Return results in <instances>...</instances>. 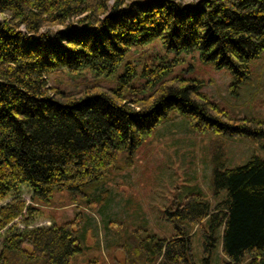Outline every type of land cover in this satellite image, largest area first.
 <instances>
[{
    "label": "trees",
    "instance_id": "obj_1",
    "mask_svg": "<svg viewBox=\"0 0 264 264\" xmlns=\"http://www.w3.org/2000/svg\"><path fill=\"white\" fill-rule=\"evenodd\" d=\"M0 18V264H71L82 250L78 218L32 226L34 201L49 203L57 191L88 198L113 171L133 166L134 151L171 109L191 117L197 133L264 136V117L232 115L197 78H168L179 57L144 66L147 94L134 93L131 62L114 87L93 83L71 93L49 85L56 70L90 66L110 75L133 45L159 37L177 53L198 48L242 82L264 51V0H0ZM214 164V194L226 196L214 207L203 191L174 196L163 217L175 232L133 229L117 264H211L219 244L223 264H264V159L225 168L215 157ZM16 220L25 227L14 228ZM195 228L204 237L201 263Z\"/></svg>",
    "mask_w": 264,
    "mask_h": 264
},
{
    "label": "rangeland",
    "instance_id": "obj_2",
    "mask_svg": "<svg viewBox=\"0 0 264 264\" xmlns=\"http://www.w3.org/2000/svg\"><path fill=\"white\" fill-rule=\"evenodd\" d=\"M161 56L170 60L179 57L168 78L177 75L197 78L202 82V91L232 115L264 117V51L251 60L249 76L235 83L236 76L229 67H217L213 61L201 57L198 48L177 53L165 38L159 37L147 44L133 45L110 75H98L90 66L78 74L56 70L49 76V85L71 93H78L93 83L114 87L126 64L131 62L136 73L130 85L137 89L135 94H147L142 70L146 64L158 63ZM190 121L191 117L179 109H171L134 151L133 166L113 171L90 189L88 198L78 195L74 199L70 191H57L49 203L34 201L33 205L40 211L32 226H49L78 218L82 250L72 257L71 264H86L92 257H98L102 264L123 262L125 254L121 246L135 228L145 227L159 236H171L175 228L163 215L174 196L182 199L193 191H203L212 207L226 196V191L218 196L214 194L215 157L225 168L243 165L253 156L264 159L263 135L197 133ZM125 156L120 155V162ZM23 198L32 204V191L27 184L23 186ZM18 227L22 229L25 224L16 220L14 228ZM4 236L5 230H1L0 250ZM193 247L195 260L201 263L204 237L196 228ZM224 260L219 244L211 264H223Z\"/></svg>",
    "mask_w": 264,
    "mask_h": 264
}]
</instances>
